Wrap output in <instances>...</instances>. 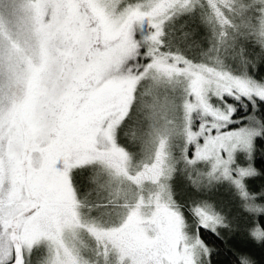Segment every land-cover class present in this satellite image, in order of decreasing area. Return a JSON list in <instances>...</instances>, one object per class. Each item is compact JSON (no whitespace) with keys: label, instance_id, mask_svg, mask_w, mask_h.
I'll use <instances>...</instances> for the list:
<instances>
[{"label":"snow or ice","instance_id":"1","mask_svg":"<svg viewBox=\"0 0 264 264\" xmlns=\"http://www.w3.org/2000/svg\"><path fill=\"white\" fill-rule=\"evenodd\" d=\"M224 253L264 264V0H0V264Z\"/></svg>","mask_w":264,"mask_h":264},{"label":"rangeland","instance_id":"2","mask_svg":"<svg viewBox=\"0 0 264 264\" xmlns=\"http://www.w3.org/2000/svg\"><path fill=\"white\" fill-rule=\"evenodd\" d=\"M216 199L221 201L225 205H227V203H228V197H227V195L225 193L217 194ZM240 239H243L242 235L237 238V240H240Z\"/></svg>","mask_w":264,"mask_h":264},{"label":"trees","instance_id":"3","mask_svg":"<svg viewBox=\"0 0 264 264\" xmlns=\"http://www.w3.org/2000/svg\"><path fill=\"white\" fill-rule=\"evenodd\" d=\"M257 160L259 161L260 157H257ZM257 166H259V164ZM228 259H229V257L227 255V253H224V254L217 257V260L220 261V264H227Z\"/></svg>","mask_w":264,"mask_h":264}]
</instances>
